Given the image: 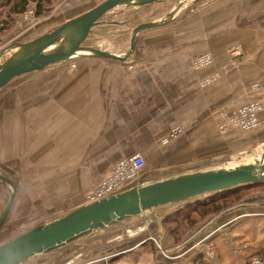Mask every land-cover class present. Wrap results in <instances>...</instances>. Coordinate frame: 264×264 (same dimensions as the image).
<instances>
[{
    "label": "crops",
    "instance_id": "crops-1",
    "mask_svg": "<svg viewBox=\"0 0 264 264\" xmlns=\"http://www.w3.org/2000/svg\"><path fill=\"white\" fill-rule=\"evenodd\" d=\"M204 10L206 14L178 23L184 26L180 47L139 50L138 35L135 52L125 63L81 57L36 71L40 74L42 103L37 108L22 107L23 103L17 101L21 96L10 89L11 80L0 90V165L18 161L24 155L32 157L26 143L35 140L42 149V160L52 163L50 171L58 167L63 171L54 182L59 180L57 191L70 193L75 199L69 213L85 204L81 196L84 190L91 192L99 187L122 161L108 170L105 159L154 155L153 168L145 165L129 187L184 174L207 160L218 162L225 151L217 127L222 84L229 86L226 95L237 97L247 85L264 82V0H213ZM222 22L224 30L219 31ZM230 48H238L240 54L229 55L226 50ZM201 54H209L211 60L197 69L194 61ZM70 64L75 65L73 69L68 68ZM232 64L236 69L221 77V69ZM254 92L246 97L262 104L258 127L253 132L258 137L264 133V94ZM177 124L182 125V131L168 140ZM84 157L104 160L86 170L78 162ZM43 170L48 172L46 166ZM54 182H47L49 189ZM258 214L255 216H264V209ZM224 225L219 223L209 235L198 234L199 240L211 237ZM123 228L117 225L98 230V235L80 244L73 242L52 251L49 259L29 264H62L83 251L85 244L98 255L88 264H100L119 252L129 254L144 242L137 238L117 240ZM243 235L238 241L246 246ZM231 241L230 246L225 242L232 255L225 264H244L238 256L243 248H233ZM93 244L102 246L95 251Z\"/></svg>",
    "mask_w": 264,
    "mask_h": 264
},
{
    "label": "rangeland",
    "instance_id": "rangeland-1",
    "mask_svg": "<svg viewBox=\"0 0 264 264\" xmlns=\"http://www.w3.org/2000/svg\"><path fill=\"white\" fill-rule=\"evenodd\" d=\"M102 1L50 0L49 4L42 6V11H40L42 14L37 13L38 5L36 2H29L19 14L8 13L6 6H3L2 2H0V48L11 40H29L35 38V36L50 32V30L56 28L65 22V20L79 15ZM211 2L213 0H159L152 5L116 7L100 19V22L95 25V28L92 29L84 41V45L96 47L109 53L124 54L129 47V37L135 26L143 22L163 20L175 8L176 4L181 3L179 10L167 25L145 30L139 34V50L155 51L180 47L179 40L184 37L183 33L181 34L184 26L183 24L178 25V23L191 19L194 15L206 14L204 9ZM222 23L219 24V31L224 30L225 23ZM179 26H182V28ZM238 50V48H230L226 52L231 56L234 53L239 55ZM131 65H129V68ZM74 66V64H70L68 68L73 69ZM232 69H236L233 64L230 67L228 65L225 66L221 69L220 76L227 75ZM30 74L29 76L21 75L20 78L12 80L11 83H13L10 85V89L19 93L21 100L17 101L23 103L22 107L33 109L42 106L40 74L37 72ZM22 80H24V85L19 87L18 83H21ZM254 85L257 87L254 88ZM228 90L229 86L223 83V102L221 107L232 104L236 108H239L253 104L257 108L256 112L253 110L254 112L252 113L255 124L252 127L242 128L236 126L234 123L227 122L224 131H221L219 127V135L225 142L224 155L221 156L218 162H215L213 159L204 161L203 163L200 162L197 166L193 167L194 169H189L190 171L232 166L244 160L248 161L250 158H253L252 161H254L256 157L264 154V133L258 137L253 134L254 129L258 127L256 125L258 124V115L262 112V104L258 101H248L246 97L250 92L254 91L264 94V82L247 85L237 97L226 95ZM250 116L253 119V116ZM220 122L221 118L218 125ZM176 126H180L182 131L183 127L181 124H177ZM25 130L27 131L28 129L26 128ZM178 134L180 132H177L174 137ZM26 150L33 156L24 155L18 161H9L7 162L9 164L0 165V174L10 179L16 188V196L11 207L12 209L4 226L0 230V244L10 241L28 229L49 223L56 218L66 215L70 209V205L75 200L70 196V193L64 194L57 191L56 183L59 180L55 182L54 180L58 178V173L63 171L60 172V167L50 171L52 163L48 159L42 160V149L36 146L35 140L27 141ZM144 157L147 167L149 166L151 170L156 160L154 155ZM120 159L123 161L127 158L105 159L108 161L106 168L109 170ZM100 160L104 159L94 160L84 157L78 162L80 168L89 170L93 163L98 164ZM44 166H46V171L48 172H44ZM164 178L168 177L161 179ZM51 181L54 184L49 189L47 182ZM89 192L84 190V193L81 194L83 200ZM213 195H204L198 199L190 200V202L196 206L201 205V203L207 201ZM9 196L10 190L8 186L0 183V213L4 209L3 207ZM184 205H188V203L160 206V208L145 211V213L139 216L131 217L116 224L115 226L124 227L122 230L120 229L118 234L120 239L117 240L126 241L127 239L137 238L143 240L145 244L134 248L129 254H120L115 258L109 257L110 259L106 264H157V262L197 264L192 258L198 254L201 255V260L204 264H225L230 261L229 257H232L229 253L230 249L226 247L225 243L228 242L227 246H230L229 240H232L231 245L233 248L236 246L237 249L243 248L238 256L242 257L244 264H250L252 258L264 259V216H255L260 215L258 214L259 210L264 209L263 185L252 187L249 190H242V199L220 211L219 214L207 215L204 218H198L192 214L191 217H193L192 221L194 224L187 226L183 225L184 223L181 224L182 226L174 225L172 221L178 219L180 216L176 214L173 219L169 215L175 212L176 208L178 209ZM219 223H226V225L211 237L199 240V235L205 233L209 235L211 231L216 230ZM172 228H175L174 234L176 236L168 234V230ZM98 232V230L92 231L86 234L85 237L73 242L79 243V241H83V239L89 238L93 234L98 235ZM243 232V237L247 238V247L241 245L238 241V236ZM245 234H248L247 237H245ZM93 246L96 251L102 245L93 244ZM83 248H85L83 251L75 253L70 259L62 262V264H88L96 261L94 259L98 255L93 250H90L92 247L85 244ZM86 248L89 249L86 250ZM49 255H52V251L50 254L42 253L33 257L24 264L49 259ZM42 264H48V261Z\"/></svg>",
    "mask_w": 264,
    "mask_h": 264
},
{
    "label": "water",
    "instance_id": "water-1",
    "mask_svg": "<svg viewBox=\"0 0 264 264\" xmlns=\"http://www.w3.org/2000/svg\"><path fill=\"white\" fill-rule=\"evenodd\" d=\"M158 1L103 0L79 15L65 20L50 32L26 42L6 43L0 48V90L21 75L74 58L99 57L125 63L136 49L137 35L142 31L167 25L179 10L181 3L176 4L165 19L143 22L135 26L129 37V47L124 54L118 55L86 46L84 41L110 10L124 6L152 5ZM0 183L7 185L10 190L9 199L0 213L1 230L12 209L16 188L10 179L1 174ZM260 183H264V160L263 162L244 160L232 166L195 170L158 181L135 184L114 195L85 203L62 217L28 229L10 241L0 244V264H24L42 253H50L83 238L92 231L115 226L160 206L187 203L204 195ZM116 255L111 257L114 258ZM110 258L101 260L100 264H106Z\"/></svg>",
    "mask_w": 264,
    "mask_h": 264
},
{
    "label": "built area",
    "instance_id": "built-area-1",
    "mask_svg": "<svg viewBox=\"0 0 264 264\" xmlns=\"http://www.w3.org/2000/svg\"><path fill=\"white\" fill-rule=\"evenodd\" d=\"M211 60L209 54H201L194 61V66L197 69L204 67ZM257 86L254 85V88ZM256 106L246 105L236 108L234 105H227L220 108L221 122L218 125L221 131H224L227 122L234 123L236 126L247 128L255 124L253 112H256ZM254 110V111H253ZM230 112V113H228ZM252 115L253 119L250 118ZM177 132H181L180 126L172 128L168 140L172 139ZM146 160L141 155H132L127 159L119 162L114 169L110 172V176L102 182L99 187L89 192L85 197V203L100 200V198L114 195V193L123 191L129 188L130 182L137 178L139 173L144 169ZM250 264H264V259L252 258Z\"/></svg>",
    "mask_w": 264,
    "mask_h": 264
},
{
    "label": "trees",
    "instance_id": "trees-1",
    "mask_svg": "<svg viewBox=\"0 0 264 264\" xmlns=\"http://www.w3.org/2000/svg\"><path fill=\"white\" fill-rule=\"evenodd\" d=\"M49 1L50 0H1L0 2H2L3 6L4 5L6 6L8 13H13V14H19L20 12H22L29 2H33V3L36 2L38 5L37 13L42 14L40 12L42 11V6L44 4H49ZM258 185L264 186V183L249 184V185L235 187L234 189L231 190L221 191L211 196L210 199L204 201L203 203H201V205H197V206L193 205L194 203H191L189 201L187 202L188 205H184L178 209L176 208L175 212L170 213L169 216L174 219V216L176 214H179L180 217L172 221L174 225L182 226L181 224L184 223L183 225L187 226L190 224H194V222L192 221L193 217H191L192 214L196 215V217L198 218H204L207 215L219 214L220 211L228 208L232 204L237 203L242 199V190H247V189L249 190L250 188ZM175 228L169 229L168 234L176 236V234H174ZM192 259L197 264H204L201 260L200 254L195 255ZM157 264H169V263L157 262Z\"/></svg>",
    "mask_w": 264,
    "mask_h": 264
},
{
    "label": "bare ground",
    "instance_id": "bare-ground-1",
    "mask_svg": "<svg viewBox=\"0 0 264 264\" xmlns=\"http://www.w3.org/2000/svg\"><path fill=\"white\" fill-rule=\"evenodd\" d=\"M252 160H253V158H250L248 161L252 162ZM263 160H264V154L262 156L256 157L254 161L263 162Z\"/></svg>",
    "mask_w": 264,
    "mask_h": 264
}]
</instances>
